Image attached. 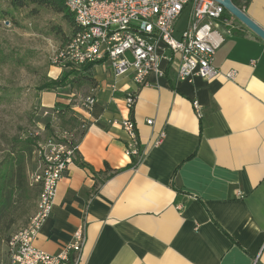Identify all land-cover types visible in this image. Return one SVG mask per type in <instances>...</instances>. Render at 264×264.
<instances>
[{"label": "crops", "instance_id": "0c3cea01", "mask_svg": "<svg viewBox=\"0 0 264 264\" xmlns=\"http://www.w3.org/2000/svg\"><path fill=\"white\" fill-rule=\"evenodd\" d=\"M233 1L264 29V0ZM235 23L212 80H180L171 67L138 86L96 63L78 81L85 91L42 93L43 108L84 123L77 152L89 168L69 167L36 247L57 254L86 224L81 264H264V40ZM129 91L138 96L130 113ZM128 115L142 157L126 154Z\"/></svg>", "mask_w": 264, "mask_h": 264}, {"label": "built area", "instance_id": "2783aa9c", "mask_svg": "<svg viewBox=\"0 0 264 264\" xmlns=\"http://www.w3.org/2000/svg\"><path fill=\"white\" fill-rule=\"evenodd\" d=\"M64 2L79 16L81 32H74V39L67 40L66 50L54 54L53 64L66 69H83L89 64L101 63L115 77L130 76L138 86L147 85L151 74L165 76L171 67L176 68L180 80L216 78L221 73L214 65L216 52L235 28L236 21L219 0ZM184 11H188L187 23L179 32L177 25ZM223 74L228 80L237 78L235 70ZM137 97L136 91L127 93L125 102L129 113ZM95 102V96L89 95L84 106L89 110ZM194 107L200 114L197 101ZM58 112L56 108L52 112L44 110L43 116L51 114L56 119ZM147 122L152 124L153 120ZM121 124L127 134L126 154L142 157L144 153L134 120L128 115ZM56 133L37 145L39 159L34 172L36 184H41L46 209H41V213L31 219V223L24 227V234H18L14 264H81L86 242L81 228H86V224L75 230L72 241L57 254L48 253L34 244L43 223L51 215L60 181L76 160L77 144L72 143L73 133L60 128ZM160 139L156 143H160ZM6 245L10 247L8 242Z\"/></svg>", "mask_w": 264, "mask_h": 264}, {"label": "rangeland", "instance_id": "374dc122", "mask_svg": "<svg viewBox=\"0 0 264 264\" xmlns=\"http://www.w3.org/2000/svg\"><path fill=\"white\" fill-rule=\"evenodd\" d=\"M15 15L16 23L0 21V48L4 52V55L0 53V159L11 137L26 138L34 134L43 141L57 134L58 118L51 122L52 135L45 126L49 115L43 116L41 103L44 91H39L38 86L48 78H58L64 70H72L65 68L58 73L52 62L54 54L74 34L73 27L63 14L51 8H40L37 13H33L31 8H24ZM187 17L188 11H184L179 18V32L185 29ZM234 25L236 28L237 25ZM82 86L75 81L60 90L82 92L86 89ZM35 154L29 162V171L36 168ZM36 204L31 207L27 202L16 209L10 233L14 234L26 226L36 211ZM7 257L8 248L4 251V245H0V264H4Z\"/></svg>", "mask_w": 264, "mask_h": 264}, {"label": "trees", "instance_id": "16d2710c", "mask_svg": "<svg viewBox=\"0 0 264 264\" xmlns=\"http://www.w3.org/2000/svg\"><path fill=\"white\" fill-rule=\"evenodd\" d=\"M24 8H31L33 13H37L40 8L54 9L68 19L73 27L72 34L77 30L74 17L66 7L64 0H0V21L7 20L16 23L15 13ZM0 53H3L4 55L1 48ZM92 66L93 64L85 66L83 68L84 72H82L81 69H72L69 71L64 70L58 78H48L42 82L38 86V90L50 91L66 87L75 81H79L80 77L91 80L89 71ZM82 73H85V76H83ZM43 109L49 110L50 112L53 111V109ZM47 118L45 126L50 130V135H52L54 130L51 126V122L54 119L51 114H49ZM56 118L59 119V128L72 132L74 135L72 143L74 145L77 144L78 137L83 131L84 123L80 121L75 114H68L65 109H59ZM3 137L5 138L6 136L4 135ZM39 141L40 137L35 136L34 134H31L26 138L21 136L11 137L9 139L8 147L5 149V153L0 159V245L7 244L13 234L10 233L12 224L14 223L12 215L16 209L27 202H30L31 207H33L41 192V184H36V182L31 184L29 180L28 166L35 154ZM75 156V161L80 166L89 168V165L80 159L77 151ZM101 182V180H96L93 187L94 192L97 191Z\"/></svg>", "mask_w": 264, "mask_h": 264}, {"label": "bare ground", "instance_id": "6f19581e", "mask_svg": "<svg viewBox=\"0 0 264 264\" xmlns=\"http://www.w3.org/2000/svg\"><path fill=\"white\" fill-rule=\"evenodd\" d=\"M68 9L72 13L74 20H75V25L77 28V30L75 32H81V22H80L79 16L75 15V12L73 11L72 8H68ZM73 39H74V34L69 40H73ZM66 49H67V43L62 48H60L57 53H62V50H66ZM36 156H37V159H39V147L37 149ZM31 171H29V180H30L31 184H33L36 182V173L34 172V170H31ZM36 205H37L36 211L31 216L29 223H31V219H35V217L38 216V213H41V209H46V202H43L42 190H41V192L37 198V204ZM18 234H24V227L22 229H20L19 231H17L16 233H14L8 241V244H10V247L8 248V257H7V260L5 262L6 264H14V261H16V259H17ZM81 235H86V228H81Z\"/></svg>", "mask_w": 264, "mask_h": 264}, {"label": "water", "instance_id": "95a60500", "mask_svg": "<svg viewBox=\"0 0 264 264\" xmlns=\"http://www.w3.org/2000/svg\"><path fill=\"white\" fill-rule=\"evenodd\" d=\"M219 2L231 13L237 20L246 25L264 40V29L252 20L244 10L234 4L232 0H219Z\"/></svg>", "mask_w": 264, "mask_h": 264}]
</instances>
